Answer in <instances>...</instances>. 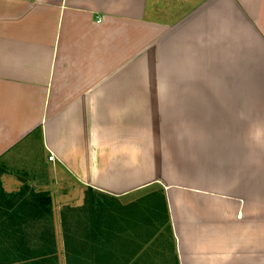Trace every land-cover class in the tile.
Returning a JSON list of instances; mask_svg holds the SVG:
<instances>
[{
	"label": "crops",
	"instance_id": "obj_1",
	"mask_svg": "<svg viewBox=\"0 0 264 264\" xmlns=\"http://www.w3.org/2000/svg\"><path fill=\"white\" fill-rule=\"evenodd\" d=\"M256 28L264 34V0H0V167L17 180L10 188L26 182L54 198L59 188L71 202L90 187L107 202L109 245L124 255L113 264L143 251L172 264H264L261 150L251 151L250 191L238 133L218 185L182 182L165 147L173 133L159 123L167 108L197 106V90L210 119L219 91L236 88L225 107L254 106L240 104L238 84L208 80L264 54Z\"/></svg>",
	"mask_w": 264,
	"mask_h": 264
},
{
	"label": "rangeland",
	"instance_id": "obj_2",
	"mask_svg": "<svg viewBox=\"0 0 264 264\" xmlns=\"http://www.w3.org/2000/svg\"><path fill=\"white\" fill-rule=\"evenodd\" d=\"M256 30L258 32L257 28ZM258 34L264 40L262 31H259ZM244 52L246 53V51ZM251 56L253 58H246L244 63L240 65L241 69L235 75L226 77L219 76L217 73L215 76H211L208 82L212 87L217 89L220 88L221 85L223 86L227 83L233 86L238 84L241 89L238 93V99L240 101L242 100L240 104L250 105L254 102V106H243L238 108L235 106H223L227 103L223 100L235 99L236 88H233L232 92H218V99L222 100V102H213L212 110L214 113L211 119L208 117L210 115L209 102H205L204 105L205 99H209V96L207 93L200 90L195 92L199 100L197 106L193 108L173 107L165 109V116L163 119L159 120V123L160 126L161 124L168 125V132L173 133L169 140L166 141L167 145H165V147L170 151L177 152V162L174 166L175 173L177 174L176 180H178V178H180V181L184 179L187 180V178L203 180L205 176L207 182L210 180L211 183L218 185L221 174L218 166L220 163H224L226 159L231 158L230 149L235 142H231L230 139L233 133L234 135L238 133L241 141V146L238 147L241 148L243 153L242 163L245 169V188L250 191L252 149L256 150L255 148H259L261 150L260 155L255 156L256 160L254 162L256 164L259 163L261 168L262 165H264V155H262L264 149V54L252 53ZM204 83H206L205 80L204 82L202 80L201 84L197 83V89L203 88ZM226 94H231V98L226 97ZM230 103L235 104V102ZM155 125H158L157 128L160 130L161 127L159 124ZM226 154L227 158L224 159ZM190 163L191 167L188 166ZM179 165L182 168L181 170L178 169ZM210 169H212V172H210ZM1 170L2 167H0V171ZM22 175L24 177L28 175V173H22ZM9 177L10 173L8 172L2 171L0 173V181L4 183L5 186L3 185V187L7 191H11V188L14 187L17 181L14 177H11V179L14 178L13 182L9 181ZM19 179L21 181L23 180L21 178ZM59 195L58 188L56 190V199L52 201L49 219H52L54 231L60 239L63 233L62 228H64L60 222L61 211L67 206L80 207L81 203H78V198L81 196V193L79 191H74L72 195L73 200L67 204L58 199ZM67 214L69 217L72 216V221L75 224L74 227L78 228L76 227V223L77 220H81L82 215L80 217V212L69 210ZM104 243L108 251H112L113 249L120 250L117 244L116 246H113V244L109 245L107 240ZM57 248L60 250V242H57ZM117 251L115 253L116 256L118 254L121 255V253ZM140 254V259H137L135 262L128 261V264H172L173 262L171 255L168 253L166 254L167 259H160V261H155L156 254L151 251H143ZM59 263L63 264L62 262ZM116 264H119L118 261Z\"/></svg>",
	"mask_w": 264,
	"mask_h": 264
},
{
	"label": "trees",
	"instance_id": "obj_3",
	"mask_svg": "<svg viewBox=\"0 0 264 264\" xmlns=\"http://www.w3.org/2000/svg\"><path fill=\"white\" fill-rule=\"evenodd\" d=\"M2 171L6 172L4 168ZM81 195L80 207L67 206L61 211V241L49 219L52 201L56 199L50 190H35L23 182L17 189L7 191L0 181V264H113L118 249L108 251L104 243H109L107 202L101 196L96 198L90 187ZM154 202L155 198L147 202L149 218H154ZM69 210L82 215L76 223L78 228L67 214ZM158 214L159 222L167 225L166 207ZM57 242L61 243L60 250ZM134 255L140 257L134 252L130 257Z\"/></svg>",
	"mask_w": 264,
	"mask_h": 264
},
{
	"label": "built area",
	"instance_id": "obj_4",
	"mask_svg": "<svg viewBox=\"0 0 264 264\" xmlns=\"http://www.w3.org/2000/svg\"><path fill=\"white\" fill-rule=\"evenodd\" d=\"M53 158H54V157H53L52 154H50V155L48 156V159H49V160H53Z\"/></svg>",
	"mask_w": 264,
	"mask_h": 264
}]
</instances>
